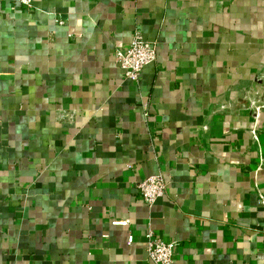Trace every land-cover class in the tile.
<instances>
[{"label": "crops", "instance_id": "0c3cea01", "mask_svg": "<svg viewBox=\"0 0 264 264\" xmlns=\"http://www.w3.org/2000/svg\"><path fill=\"white\" fill-rule=\"evenodd\" d=\"M134 31L156 43L137 80ZM253 84L264 0H0V264H152L148 233L170 264H264Z\"/></svg>", "mask_w": 264, "mask_h": 264}, {"label": "built area", "instance_id": "2783aa9c", "mask_svg": "<svg viewBox=\"0 0 264 264\" xmlns=\"http://www.w3.org/2000/svg\"><path fill=\"white\" fill-rule=\"evenodd\" d=\"M19 2L26 7H31L33 0H13ZM62 23V21H59ZM115 58L121 68L124 69L126 77L137 80L140 71L144 66L153 62L156 58V43L147 40L139 31H134L128 49L125 52L116 51ZM257 89V88H256ZM258 94L251 88L243 91V98L249 101L250 107L259 112L264 108V102L254 99V94ZM227 104H219L214 108L216 111L228 108ZM55 116L61 113L75 115V112L68 110L57 109ZM138 194L140 198L148 205H152L159 197L166 192V182L162 175L157 174L145 180L136 182ZM260 201L264 204V195L260 194ZM112 224L125 225V220H114ZM148 240L146 242L147 255L152 264H170L172 262V246L173 242H167L160 238H152L148 233ZM131 236L128 237V242H131ZM235 264V263H231Z\"/></svg>", "mask_w": 264, "mask_h": 264}, {"label": "water", "instance_id": "95a60500", "mask_svg": "<svg viewBox=\"0 0 264 264\" xmlns=\"http://www.w3.org/2000/svg\"><path fill=\"white\" fill-rule=\"evenodd\" d=\"M255 85H256V84H253V90H254L255 92H257V89H256ZM261 98H262V100H264V96H262Z\"/></svg>", "mask_w": 264, "mask_h": 264}]
</instances>
